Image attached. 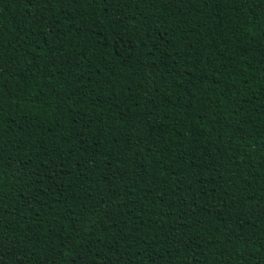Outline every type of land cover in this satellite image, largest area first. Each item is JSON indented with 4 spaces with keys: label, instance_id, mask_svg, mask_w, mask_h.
Returning a JSON list of instances; mask_svg holds the SVG:
<instances>
[{
    "label": "trees",
    "instance_id": "trees-1",
    "mask_svg": "<svg viewBox=\"0 0 264 264\" xmlns=\"http://www.w3.org/2000/svg\"><path fill=\"white\" fill-rule=\"evenodd\" d=\"M0 264H264V0H0Z\"/></svg>",
    "mask_w": 264,
    "mask_h": 264
}]
</instances>
